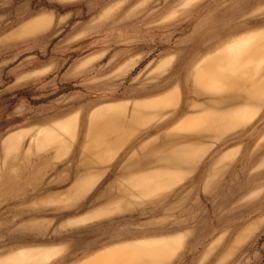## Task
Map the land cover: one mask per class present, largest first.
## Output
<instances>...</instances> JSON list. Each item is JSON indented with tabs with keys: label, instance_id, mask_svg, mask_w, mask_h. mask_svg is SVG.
I'll list each match as a JSON object with an SVG mask.
<instances>
[{
	"label": "rangeland",
	"instance_id": "obj_1",
	"mask_svg": "<svg viewBox=\"0 0 264 264\" xmlns=\"http://www.w3.org/2000/svg\"><path fill=\"white\" fill-rule=\"evenodd\" d=\"M263 132L264 0H0V264L227 246L264 214Z\"/></svg>",
	"mask_w": 264,
	"mask_h": 264
},
{
	"label": "crops",
	"instance_id": "obj_2",
	"mask_svg": "<svg viewBox=\"0 0 264 264\" xmlns=\"http://www.w3.org/2000/svg\"><path fill=\"white\" fill-rule=\"evenodd\" d=\"M164 62L161 61L158 64H162ZM157 98L159 97L142 100L151 101ZM255 149H257L254 151L255 153H264V132L259 135L256 145L254 146V150ZM228 151L230 150H227L226 152ZM234 151L232 152L234 153ZM235 153H237V150ZM217 185L212 186L217 187ZM256 210L257 209L255 208L254 212H256ZM263 224L264 214L259 216V218H255L246 228L239 230L237 235L234 236L233 241L227 246L222 243V239L225 235L220 234L206 247H204L202 251H196L195 256L192 254L193 245L191 244V241H186V234L184 233L167 234L153 239L131 241L125 245L151 241L169 242L173 246V251H171L169 257L161 264H264V237L261 238L263 240H253L256 233L260 232L259 228ZM247 242L250 243V245L247 248H244V245ZM187 244H190V246L188 245L187 250H185L184 248Z\"/></svg>",
	"mask_w": 264,
	"mask_h": 264
},
{
	"label": "bare ground",
	"instance_id": "obj_3",
	"mask_svg": "<svg viewBox=\"0 0 264 264\" xmlns=\"http://www.w3.org/2000/svg\"><path fill=\"white\" fill-rule=\"evenodd\" d=\"M48 257H49V255H48L47 257H45V258H48ZM41 260H42V259H41ZM41 260H40V261H41ZM40 261H38V262H37V261H32V262H30V263H28V264H38V263H40ZM43 262H44V261H43Z\"/></svg>",
	"mask_w": 264,
	"mask_h": 264
},
{
	"label": "water",
	"instance_id": "obj_4",
	"mask_svg": "<svg viewBox=\"0 0 264 264\" xmlns=\"http://www.w3.org/2000/svg\"><path fill=\"white\" fill-rule=\"evenodd\" d=\"M50 97H52V96L47 97V99L50 98Z\"/></svg>",
	"mask_w": 264,
	"mask_h": 264
}]
</instances>
